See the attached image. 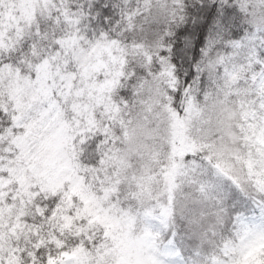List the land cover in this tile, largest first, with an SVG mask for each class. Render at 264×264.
<instances>
[{
    "label": "rangeland",
    "instance_id": "1",
    "mask_svg": "<svg viewBox=\"0 0 264 264\" xmlns=\"http://www.w3.org/2000/svg\"><path fill=\"white\" fill-rule=\"evenodd\" d=\"M49 1L0 0V48L32 24L36 31ZM237 1L253 30L212 56L202 91L180 82L161 41L179 0L143 5L135 30L143 55L123 53L112 40L85 49L67 29L51 40L34 77L0 67V105L10 114L0 128V264H264V223L232 222L218 206V182L226 192L264 195V72L255 87L245 77L264 34V0ZM75 49V68L63 71ZM120 78L125 92L116 94ZM53 93L103 134L98 194L83 191L62 160V136L43 141L35 155L55 113L41 103ZM62 184L66 205L55 220L77 230L99 226L104 239L38 262L21 254L19 233L33 219L30 198ZM174 244L182 251L171 254Z\"/></svg>",
    "mask_w": 264,
    "mask_h": 264
},
{
    "label": "trees",
    "instance_id": "2",
    "mask_svg": "<svg viewBox=\"0 0 264 264\" xmlns=\"http://www.w3.org/2000/svg\"><path fill=\"white\" fill-rule=\"evenodd\" d=\"M147 1L50 0L45 11L48 14L44 18L39 16L37 20H44V25L39 22L35 31V25L32 24L33 31L21 36L16 43L0 48V67L9 65L17 75L34 77L35 64L38 59L46 57L51 40L56 36L60 37L67 29L77 32L79 43L85 49L95 42L112 40L117 42L123 53L133 54L136 51L137 55H143L135 30L140 22L142 7ZM179 3L175 16L167 20L168 29L163 33L161 41L180 82L202 91L207 85L205 72L212 56L220 50H228L235 41L249 35L253 26L247 12L237 0H179ZM260 39L251 57L254 66L245 73L249 85L254 87L264 72V34ZM75 51L76 49L71 52L70 57L65 56V65L61 66L63 71L75 68L78 61ZM56 66L58 67V63ZM121 78L115 88L116 94L125 92V84ZM263 90L261 88L260 91ZM51 98L54 101L41 103L47 106L45 110L42 106L45 113H55L49 120V125L40 132L42 138L39 139L35 155L40 151L43 141L62 136L65 139L62 160L68 162L69 166L72 165L75 174L81 177L83 191L98 194L100 187L93 178L100 172L104 155L103 134L88 125L86 119L73 110L69 101L65 103L55 93ZM7 106L9 105H0V128H4L10 118ZM12 160L16 161L15 157ZM65 189L66 184H62L46 193H35L30 198L35 216L31 221L26 218L21 227V254H30L38 262H43L47 255H54L61 250L76 245L97 246L103 241V229L99 226H86L85 229L77 230V226L61 227L55 220L66 205ZM217 190L221 198L219 210L230 221L250 225L264 223V195L240 189L226 192V186L222 182H218ZM114 203L120 209L124 207L131 212L138 211L118 202L122 207ZM140 227L141 223L137 221L134 228ZM168 250L171 254H176L182 251V247L174 244Z\"/></svg>",
    "mask_w": 264,
    "mask_h": 264
}]
</instances>
